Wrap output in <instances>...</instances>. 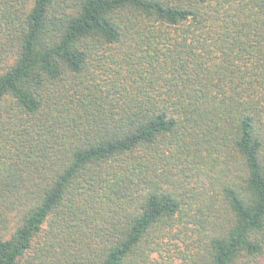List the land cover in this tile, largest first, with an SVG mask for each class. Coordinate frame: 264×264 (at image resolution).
Segmentation results:
<instances>
[{"label":"trees","instance_id":"trees-1","mask_svg":"<svg viewBox=\"0 0 264 264\" xmlns=\"http://www.w3.org/2000/svg\"><path fill=\"white\" fill-rule=\"evenodd\" d=\"M0 264H264V0H0Z\"/></svg>","mask_w":264,"mask_h":264}]
</instances>
